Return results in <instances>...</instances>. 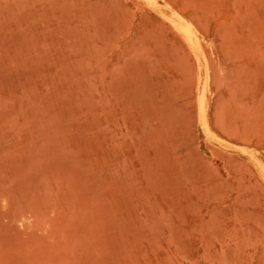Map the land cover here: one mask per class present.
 <instances>
[{
    "label": "rangeland",
    "instance_id": "1",
    "mask_svg": "<svg viewBox=\"0 0 264 264\" xmlns=\"http://www.w3.org/2000/svg\"><path fill=\"white\" fill-rule=\"evenodd\" d=\"M0 264H264V0H0Z\"/></svg>",
    "mask_w": 264,
    "mask_h": 264
},
{
    "label": "bare ground",
    "instance_id": "2",
    "mask_svg": "<svg viewBox=\"0 0 264 264\" xmlns=\"http://www.w3.org/2000/svg\"><path fill=\"white\" fill-rule=\"evenodd\" d=\"M174 24H175V27L184 36V38L188 41V43H190V44L195 43V39H196L195 38V33L193 32L192 28L190 27V25L185 20H175ZM200 107H201L200 110H202V112H200L201 115H199L200 116V123L203 124L204 123V116L202 114L203 113V106L200 105ZM258 167L260 168L261 166H258ZM260 172H262V170Z\"/></svg>",
    "mask_w": 264,
    "mask_h": 264
}]
</instances>
